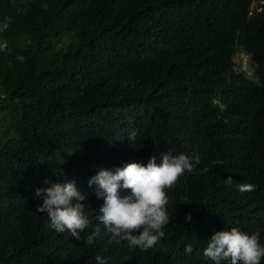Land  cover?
I'll return each mask as SVG.
<instances>
[{
  "label": "trees",
  "instance_id": "1",
  "mask_svg": "<svg viewBox=\"0 0 264 264\" xmlns=\"http://www.w3.org/2000/svg\"><path fill=\"white\" fill-rule=\"evenodd\" d=\"M253 2L0 0V264H215L207 242L232 227L264 245V4L251 13ZM238 46L255 79L234 70ZM172 134L194 167L165 189L164 237L142 251L102 229L87 245L104 203L89 180L161 158ZM46 180L86 196L79 240L37 212ZM248 182L256 190L239 192Z\"/></svg>",
  "mask_w": 264,
  "mask_h": 264
},
{
  "label": "clouds",
  "instance_id": "2",
  "mask_svg": "<svg viewBox=\"0 0 264 264\" xmlns=\"http://www.w3.org/2000/svg\"><path fill=\"white\" fill-rule=\"evenodd\" d=\"M255 2L251 13L258 10ZM261 2L264 4L263 0ZM3 27L6 29L7 24ZM240 48L251 60L245 48L238 46L232 55L234 70L248 78L247 73L236 66L235 56ZM6 49L7 43H0V51ZM17 59L23 62L24 57L18 56ZM214 104L224 108L219 99H215ZM136 136V131H131L129 141H134ZM170 141V146L161 151V158L150 155L144 158L145 165L135 158L102 167L89 180V186H94L96 190L95 200L104 203L99 210L101 214L95 217L97 223L85 237L87 245H92L101 237L102 229L113 238L127 241L130 248L136 247L142 251L156 247L164 237L162 229L169 223L170 217L165 189L173 188L179 178L194 167L189 158L192 156L190 149L183 140L172 134ZM195 160L198 163L199 157H195ZM227 182L231 184L232 178L229 177ZM45 183L50 186L36 189V196L43 197V204L37 208V212L47 214L49 228L59 233L67 230L79 240L80 233L91 226L89 216L84 212L86 196L77 189L75 181L50 183L46 180ZM256 187L250 182L237 185L241 193L253 192ZM190 219V215L186 217V221ZM184 251L190 255L192 245H185ZM203 255L215 264L222 261H227L226 264H260L264 258V245L260 243L259 233L248 235L232 227L230 231L216 232L207 242ZM94 259L96 264H108L106 257L98 255Z\"/></svg>",
  "mask_w": 264,
  "mask_h": 264
},
{
  "label": "rangeland",
  "instance_id": "3",
  "mask_svg": "<svg viewBox=\"0 0 264 264\" xmlns=\"http://www.w3.org/2000/svg\"><path fill=\"white\" fill-rule=\"evenodd\" d=\"M260 3H262L261 0H256L255 6L257 7V5H259ZM235 60L237 63L236 65L237 69L241 68L243 71H245L247 73L246 76L249 79L255 78V71H254L255 66L254 67L251 66L250 57L241 48L236 53Z\"/></svg>",
  "mask_w": 264,
  "mask_h": 264
}]
</instances>
